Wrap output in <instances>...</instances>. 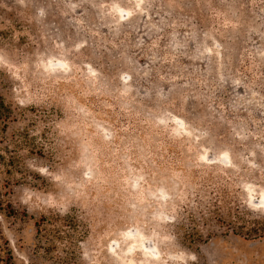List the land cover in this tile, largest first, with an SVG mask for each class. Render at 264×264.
<instances>
[{"label": "rangeland", "instance_id": "1", "mask_svg": "<svg viewBox=\"0 0 264 264\" xmlns=\"http://www.w3.org/2000/svg\"><path fill=\"white\" fill-rule=\"evenodd\" d=\"M0 95V264H264V0H0Z\"/></svg>", "mask_w": 264, "mask_h": 264}, {"label": "trees", "instance_id": "2", "mask_svg": "<svg viewBox=\"0 0 264 264\" xmlns=\"http://www.w3.org/2000/svg\"><path fill=\"white\" fill-rule=\"evenodd\" d=\"M3 99H2V97H1V95H0V106L2 107L3 106ZM14 212V211H13ZM40 230V229H39Z\"/></svg>", "mask_w": 264, "mask_h": 264}]
</instances>
